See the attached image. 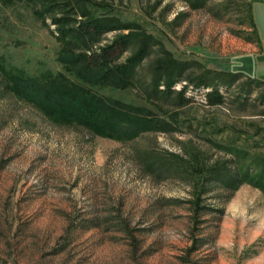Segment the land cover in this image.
<instances>
[{"label":"rangeland","instance_id":"1","mask_svg":"<svg viewBox=\"0 0 264 264\" xmlns=\"http://www.w3.org/2000/svg\"><path fill=\"white\" fill-rule=\"evenodd\" d=\"M93 1L154 41L134 88L98 94L144 108L157 126L131 142L56 126L0 74V264H264V193L241 184L225 200L221 184H207L264 170V0ZM34 9L0 0V63L32 77L61 72L50 16ZM166 53L223 103L205 105L192 86L185 106L151 101V63ZM190 202L223 213L198 224Z\"/></svg>","mask_w":264,"mask_h":264},{"label":"trees","instance_id":"2","mask_svg":"<svg viewBox=\"0 0 264 264\" xmlns=\"http://www.w3.org/2000/svg\"><path fill=\"white\" fill-rule=\"evenodd\" d=\"M26 2L37 6L34 9L37 18L43 20L44 16H50L49 25L53 26L52 33L59 43L56 60L62 71H44L32 77L22 70L7 69L0 63V74L9 93L33 106L51 124L79 127L97 137L131 142L140 133L157 126V121L147 117L144 108L97 92L100 88L126 90L136 86V70L154 44L140 25L124 23L108 13L99 14L102 4L93 0ZM113 32L122 34L115 36L109 44L100 45L103 37ZM133 47L136 50L124 62H114L117 55ZM188 68L186 62L173 58L169 53L156 59L151 63L152 80L148 98L158 101L174 96V104L182 107L192 100L186 97L189 86H192L195 91L205 89V105H221L224 97L218 88L190 77L186 74ZM237 76L230 75V82L235 81ZM183 81L186 83L176 89V84ZM239 171L234 175L220 173L207 184H221L222 189L228 192L225 200L241 184H249L264 193V170L254 175ZM205 187L203 192L210 190V187ZM190 203L194 215L192 219L199 218L198 224L203 222L200 219L205 214L223 213V209ZM196 243L197 240L193 249Z\"/></svg>","mask_w":264,"mask_h":264},{"label":"built area","instance_id":"3","mask_svg":"<svg viewBox=\"0 0 264 264\" xmlns=\"http://www.w3.org/2000/svg\"><path fill=\"white\" fill-rule=\"evenodd\" d=\"M176 89H178L179 88V86L178 87H175Z\"/></svg>","mask_w":264,"mask_h":264}]
</instances>
